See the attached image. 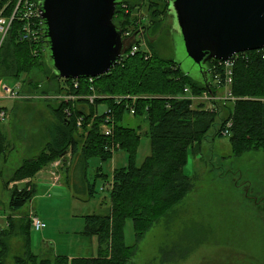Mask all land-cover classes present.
<instances>
[{
    "label": "trees",
    "instance_id": "trees-1",
    "mask_svg": "<svg viewBox=\"0 0 264 264\" xmlns=\"http://www.w3.org/2000/svg\"><path fill=\"white\" fill-rule=\"evenodd\" d=\"M154 1L145 0V3L148 12L152 10L148 22L151 21L156 29L159 23L155 22V17L158 16L157 13L162 12L152 8L156 5ZM3 3L4 1H0V9ZM135 6L122 0L115 7L112 22L120 31L122 40L123 33L128 32L130 36L138 32L132 30L136 28L137 23L134 24L131 19L125 20V11ZM164 6L168 9V2ZM8 9L11 11V7ZM21 25V21H13L2 42L3 45L6 41L3 46L12 49L11 53L8 49L5 51L6 56L2 61L0 51L2 82L7 79L18 81L22 73L28 72L26 68L31 66L30 62H34V59L29 57L30 51L42 53L44 64L47 66L41 38L36 42L19 41ZM147 26L144 25L142 29L147 31ZM138 42L137 46L140 44L139 39ZM122 53L124 54L119 63L111 71L92 78L91 81L77 80L78 88H73L72 80H61L53 75L56 81L63 82V86L58 85L57 93L82 97L58 103L52 108L56 121L55 127L49 128V141L37 157L26 161L24 166L17 170L15 177L33 178L50 162L69 153L72 165L69 170L65 169L63 182H66L68 177L69 188L74 197L78 200H90L98 192L95 188L96 178L102 175H94L96 178L90 176L89 158L97 157L101 161L110 158L112 153L105 150L108 145H118V149L125 151L127 165L112 172L109 213L83 216L81 234L97 236L98 253L95 256L71 260L56 255L53 260L38 258L37 262V257L29 251V224L25 229L28 234L24 243L26 251L22 258L14 259V264H131L132 251L136 245L129 247L124 243L125 222L131 221L137 244L162 216L186 196L192 187L191 178L184 173L188 154L196 155L201 152L202 141L216 118L219 125L215 136H224L222 132L227 124L231 125L228 139L234 156L249 150L264 151V49L242 53L235 60L229 86L230 95L234 100H210L212 108H204V103H201L195 109L191 100L181 98L184 89L188 88L192 96H215V89L223 88L221 77L217 84H213L216 82V75H221V70L214 68L216 60H209L206 64L210 71L208 93L202 83L192 79L172 59L158 58L149 50H138L132 56L123 49ZM92 94L96 95V98L90 104L85 97ZM218 102H228L230 107ZM102 104L106 105L105 112L98 111ZM131 108L135 110L131 116L139 120L136 127L124 123ZM221 108L226 111L222 119ZM107 117L111 119L112 125L110 137L104 136L100 131ZM79 118L82 121L80 127L76 124ZM142 123L146 124L143 133ZM142 134L150 141V154L138 166L135 155ZM34 193L35 189L31 187H14L8 199L9 210L19 211L32 200ZM5 234L6 230H0V264H3L2 247L5 246Z\"/></svg>",
    "mask_w": 264,
    "mask_h": 264
},
{
    "label": "rangeland",
    "instance_id": "rangeland-1",
    "mask_svg": "<svg viewBox=\"0 0 264 264\" xmlns=\"http://www.w3.org/2000/svg\"><path fill=\"white\" fill-rule=\"evenodd\" d=\"M124 1L128 5H136L125 11V20L131 19L134 24L137 23L132 30H138L128 39H123L124 49L136 46L139 39L140 50H149L161 59H172L180 64L184 72L194 73L179 34L170 23L165 24L167 9L164 4L168 0L153 2L156 5L152 8L162 12L155 17V22L159 23L156 29L151 21L148 22L152 10L148 12L145 0ZM10 12V9L6 10V16ZM144 25L149 26L147 31L142 29ZM3 45L0 47L1 61L6 56L5 51L8 49L11 53L12 50ZM29 55L34 62H30L31 66L26 68L28 72L22 73L20 80L0 81V84L17 87L21 95L20 99H0V107L6 110V120L0 122V230L7 231L3 237L2 261L3 264H14L15 258L23 257L26 251L24 243L28 237L25 229L29 224V251L37 257V262L38 258L53 260L56 255L69 260L95 256L99 251L97 236L81 234L83 216L107 213L113 183L110 189L105 187V183H110L115 169L127 165V154L115 149L105 161L97 157L89 158L88 172L104 177L96 178L95 188L98 192L89 201L76 199L69 187L61 186L64 184L65 169L69 170L72 165L69 153L40 170L46 169V172H41L45 180L36 178L39 181L36 187L29 182L35 176L15 179L17 170L26 161L37 157L49 141V128H54L56 121L52 108L58 105V97L62 95L56 91L58 85L63 86V82L53 77L44 64L43 54L33 50ZM194 76H197L196 73ZM185 89L187 92L184 95H191L190 90ZM229 93L230 88L226 92L215 89L216 98L213 100H228ZM191 101L193 109L201 103H204V108H212L203 94L193 96ZM222 103L230 107L228 102L219 104ZM98 111L105 112L106 105H100ZM225 113L221 108L220 119L225 117ZM138 121L131 115L124 119V123L131 127H136ZM218 125L216 118L202 141L199 154H188L184 173L191 178L192 187L186 196L162 216L137 244L131 221L125 222L124 243L129 247L136 245L131 264H264V151L249 150L234 156L228 137L214 135ZM145 129L146 124L142 123L141 132ZM149 154L150 141L142 134L136 149V164L139 166ZM57 161L60 164L54 166L56 163H53ZM49 172L59 175L56 185H53ZM22 173L25 174L24 171ZM26 186L35 189L31 203L28 202L19 211H10V191L14 187ZM102 186L103 192L99 190ZM34 217L45 223L43 231L35 232L31 228Z\"/></svg>",
    "mask_w": 264,
    "mask_h": 264
},
{
    "label": "water",
    "instance_id": "water-1",
    "mask_svg": "<svg viewBox=\"0 0 264 264\" xmlns=\"http://www.w3.org/2000/svg\"><path fill=\"white\" fill-rule=\"evenodd\" d=\"M119 2L37 0L42 49L53 75L63 80L97 78L119 63L121 33L112 22ZM165 19L179 34L195 69L185 73L208 93L207 61L264 48V0H168Z\"/></svg>",
    "mask_w": 264,
    "mask_h": 264
},
{
    "label": "built area",
    "instance_id": "built-area-1",
    "mask_svg": "<svg viewBox=\"0 0 264 264\" xmlns=\"http://www.w3.org/2000/svg\"><path fill=\"white\" fill-rule=\"evenodd\" d=\"M4 1L2 8L0 9V43H2L3 39L7 35L11 24L16 19L22 22L21 30L19 32V41L21 42H36L40 39V23H39V9H38V3L37 1L32 0H0ZM11 7V12L9 16H6L5 12L6 10ZM129 33H123V39H128ZM122 39V37H121ZM124 40H122V49L125 50L128 55H134L140 48H142L141 43L139 46H134L132 48H125L124 49ZM264 49V48H263ZM261 49V50H263ZM145 52H148L147 50H144ZM260 51V50H258ZM245 53V52H244ZM124 54V53H122ZM242 53L236 54L235 56L231 57L230 59H227L225 61L216 60V64L214 65V68L221 70V75H216V84L217 81H219V77L223 80V88H229L231 84V76H232V68L234 66L235 60L238 58V55ZM122 56V55H121ZM89 81H91L92 78H87ZM73 88H78L79 83L77 80H72ZM18 88H13L7 83H1L0 84V99H20L21 95H19ZM184 92H187L185 89ZM61 95V94H60ZM229 99L234 100L233 97H231L229 93ZM82 96H72V95H64L62 94L59 96V103L61 102H68L73 101ZM205 99H208V102L210 100L215 99L216 97L211 96L209 97L208 94H204ZM48 99V97H46ZM87 101L92 104L93 101L96 98V95L92 94L85 97ZM184 99L192 100V95H183ZM227 98V97H226ZM135 110L133 108L130 109V115H133ZM6 120V110L4 108H0V122H3ZM111 119L107 117L104 121V123L100 127L101 133L106 136L110 137L112 135V125L110 123ZM82 121L81 118H79L76 122L77 126L80 127ZM229 127L230 123L227 125L226 129L222 132L224 136H229ZM115 149H118V145H108L105 147L106 151H109L113 153ZM56 163V164H55ZM54 166H57L60 164V161L54 162ZM53 180V185H56L59 179L58 174H53L52 172H49ZM111 181L109 184H106L105 187L111 188ZM104 187H101L100 190H103ZM46 225L43 221H41L39 218L34 217L31 221V228L35 232H41L45 229Z\"/></svg>",
    "mask_w": 264,
    "mask_h": 264
},
{
    "label": "crops",
    "instance_id": "crops-1",
    "mask_svg": "<svg viewBox=\"0 0 264 264\" xmlns=\"http://www.w3.org/2000/svg\"><path fill=\"white\" fill-rule=\"evenodd\" d=\"M216 89H218V88H216ZM1 108V107H0ZM5 109V108H4ZM228 137V136H227ZM41 172H46V169H44L43 171H40V172H38L36 175H35V179L33 180V179H30L31 181H29V182H32L31 184H35L34 186L36 187V184H38V180L36 179V178H39V180H40V178L42 179V180H45V177H42L43 176V174H41ZM48 172V171H47ZM89 173V172H88ZM89 174H91V173H89ZM92 176H93V178H96L94 175H97L98 176V174H95V172L93 173V174H91ZM90 175V176H91ZM101 174H99V176H100ZM51 177V176H50ZM112 177V176H111ZM98 178H101V179H103L104 177H103V175L102 176H100V177H98ZM111 179V178H110ZM109 179V180H110ZM48 180H49V178H48ZM105 181V180H104ZM26 182H28V181H25L24 183H26ZM64 184L63 185H61L62 187L64 186V187H70V184H69V182H68V177H67V179H66V182H63ZM108 183V182H107ZM107 183H105V184H107ZM104 184V185H105ZM101 185H103V183L101 184ZM103 185V186H104ZM102 186V187H103ZM100 190V189H99ZM100 191H105V190H100ZM87 200V199H86ZM91 200V199H90ZM87 201H89V200H87ZM30 203H31V201H30ZM31 207H32V204H31ZM33 208V207H32ZM109 210H110V208L108 207V211H107V213L105 214V215H107L108 213H109ZM34 214H35V212H34Z\"/></svg>",
    "mask_w": 264,
    "mask_h": 264
},
{
    "label": "bare ground",
    "instance_id": "bare-ground-1",
    "mask_svg": "<svg viewBox=\"0 0 264 264\" xmlns=\"http://www.w3.org/2000/svg\"><path fill=\"white\" fill-rule=\"evenodd\" d=\"M218 89H220V88H218ZM222 89H224L225 90V92H226V88H222ZM226 98V97H225Z\"/></svg>",
    "mask_w": 264,
    "mask_h": 264
}]
</instances>
